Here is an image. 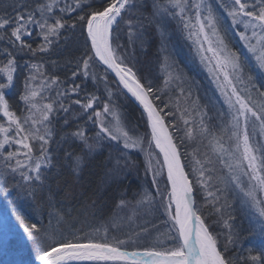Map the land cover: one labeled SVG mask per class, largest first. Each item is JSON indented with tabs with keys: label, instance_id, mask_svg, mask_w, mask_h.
Masks as SVG:
<instances>
[{
	"label": "snow or ice",
	"instance_id": "obj_1",
	"mask_svg": "<svg viewBox=\"0 0 264 264\" xmlns=\"http://www.w3.org/2000/svg\"><path fill=\"white\" fill-rule=\"evenodd\" d=\"M8 7L12 11L5 10L0 15V41L7 45L0 50V56H3L0 80L4 81L0 82V119L4 121L0 122V179L3 180L0 193L7 199L13 190L21 189L35 198L37 189H43L44 169L53 166L49 151L54 139L53 121L61 111L69 113L74 104L79 105L87 121H91L94 135L90 137L79 125L70 135L90 152L107 140L120 146L122 156L130 150L146 154L145 175L151 173V183L156 187L171 222V227L162 235L173 242V246L162 247L158 239L152 246L142 250L135 247L129 251V246L136 245L132 236L109 240L107 228L101 240L76 236L56 239L52 220L60 223L63 219L61 210H57L54 216L50 213L49 227L41 228L37 223H29L15 201L8 200L11 216L36 246L35 260L39 264H71L73 261L239 264L243 257L228 255L229 245H235L239 235L234 225L235 203L251 213L253 225L264 235V83L257 82L247 58L232 45L230 33L234 31L243 42L256 68L264 76V0H219V8L231 21L227 27L225 17L210 0H100L99 7H93L89 0H72L71 3L64 0L63 6L61 0H34L33 3L14 0ZM148 8L150 11L145 12L144 9ZM73 13L82 14L72 18ZM121 21L128 28L129 47L137 42L143 45L145 23L154 24L160 34L163 51H166L167 39L165 22H176L185 38L191 40L225 106L216 113L217 124L211 123L213 117L209 116L208 106L201 104L200 96L193 95L192 84L182 73L173 71L175 62L170 63L168 56L164 57L161 65L164 74L162 87L142 82L126 62L128 53L121 51L125 46L119 43V36H114ZM77 23L86 28V44L90 41V46L76 62L70 86L62 88L64 82L58 76H49L43 64L32 63L24 80L23 92L19 95L24 108L18 115L8 99L10 91L15 88L18 54L25 50L33 55L48 52L59 41L62 30L75 29ZM33 27L39 29L38 35L44 41L36 48L25 40L26 36L33 35ZM96 60L115 73L119 84L139 102L142 114L146 116L145 126L150 131L142 136L133 134L112 103V92L108 89L106 101H101L95 94H88L83 101L77 98L65 104V100L70 99L69 93L79 95L81 85L74 82L79 75L107 80L106 75L98 77L91 71ZM53 92L54 95L51 94ZM64 123L67 125L68 120L65 119ZM178 123L183 125L182 129L177 127ZM180 131L184 133L179 137L181 143L197 137L201 142L207 141L203 157L196 150L189 165L182 162L180 145L176 142V133ZM14 145L18 147L9 150ZM153 145L158 153H154ZM160 155L162 163L158 159ZM123 158L125 168L134 163L128 156ZM64 159L78 174L83 158L66 152ZM189 166L190 172L186 171ZM165 169V189L162 192L159 178L164 176ZM16 174L20 180L15 179ZM136 195H140V199L135 201L137 205L154 203L155 197L150 192L133 193L134 197ZM197 197L203 199L201 207L210 208V215L217 216L212 223L227 230L223 246L219 236L225 233L214 234L212 224L206 222L201 209L196 207ZM48 198L51 204V190ZM130 203L121 198L117 208L122 209ZM112 226L119 227L115 219ZM141 231L146 232L147 229L142 228ZM173 231L175 235H172ZM251 251L249 249L247 257L251 264H264V248L258 255H251Z\"/></svg>",
	"mask_w": 264,
	"mask_h": 264
},
{
	"label": "trees",
	"instance_id": "obj_2",
	"mask_svg": "<svg viewBox=\"0 0 264 264\" xmlns=\"http://www.w3.org/2000/svg\"><path fill=\"white\" fill-rule=\"evenodd\" d=\"M13 2L14 0H0V15H3L5 10L11 12L12 9L8 5H11ZM19 2L23 3L24 0H19ZM28 2L33 3L34 0H28ZM89 2L92 3L93 7L100 6V0H95V2L89 0ZM144 11H150V8L144 9ZM78 14L82 13H73L72 18H75ZM65 18L68 19L67 16ZM125 18L127 19L128 17L126 16ZM165 27L167 31L166 51L161 49V37L154 24L149 25L145 23L143 45L137 42L133 47L128 46V28L123 21L120 22L114 36H119V43L125 46L121 51L128 53L126 62L133 67L134 71H136L145 84L151 83L154 87H161L163 85L164 74L161 65L165 56L170 57L172 62H175L174 67L179 69L185 79L192 84L193 93L200 96L201 104L208 106L209 116L213 117L211 123L217 124L216 113L222 106V102L217 96V90L210 87L205 70L195 57L194 48H192L190 40L185 38V35L178 29L176 22L166 21ZM32 31L33 35L25 37V40L27 43L32 44L33 48H36L44 41L38 35V28ZM86 34V28H82L77 23L75 29L62 30L59 41L48 52H37L33 55L25 50L18 54L17 62L19 67L15 74V88L10 91L8 96L18 115L24 108L23 102L19 100V95L23 92L24 80L30 72V65L32 63L43 64L46 74L58 76L64 82L61 86L68 88L73 80L71 73L76 68V62L84 56L90 46V41L86 44ZM6 46L4 41H0V50H3ZM233 46L245 57L236 42H233ZM0 60H3V56H0ZM93 63L95 64V62ZM99 65L108 75L110 88L114 89L115 93L113 90L111 91L112 103L127 117L128 125H132L137 130L140 129V131H150L145 126L146 116L142 114L141 108L134 104L127 93H124L115 76L110 73L107 67L103 64ZM74 82L81 85L79 95H76L77 98L83 100L88 94H97L101 98V101L108 99V92L103 91L102 85L100 86L96 80L92 81L91 77L86 79L83 75H79L75 78ZM70 99L65 100V103H68ZM73 107L76 110L70 111L67 114L61 111L53 121L54 139L49 149L53 166L44 170L45 180L43 189H37L35 198L27 197L26 201H29L30 208L27 209L26 206L20 207L21 213L29 223H37L41 228H46L49 226V220L52 218L50 213L54 216L57 210H61L63 219L60 223L57 224L55 219L52 220V228L56 229L57 234L55 237L57 239H61L62 237L72 239L74 236L84 239L81 234H88L87 227L89 225V228L92 225H96L95 228H99V226L107 228L111 231V234L120 238L132 236V230L143 233L141 231L143 228L147 229L144 232L146 235L142 236L141 240H139L140 244L137 246L141 250L144 247L152 246V240L155 237L153 236L151 227L156 225L157 222L166 223V220H163L164 213L158 212L159 219L153 222L143 221L140 215L134 219L126 220L123 213L120 212V208H117L121 198L133 203L140 199V195L134 197L133 193L144 192L142 183L144 181L141 179L140 170L137 171L131 168L130 165L127 168L124 167L123 156L134 158V153L130 152L128 155L124 153L122 156L120 146L112 141L103 142L102 146H99V149L96 148V150L90 152L82 142L71 137L70 133L75 131L79 125L91 137L94 135L92 131L94 126L91 121H87V116L82 114L79 105H73ZM165 111L168 110L166 109ZM75 112L78 115L74 116L73 113ZM65 119L68 120L67 125L64 123ZM177 127L182 129L183 125L178 123ZM183 135V131L176 133V141L180 145L185 164L189 165L192 160V154L196 150H199L201 158L203 157V153L207 150L205 147L207 141L201 142L199 137H197L192 141L185 139L181 143L179 137ZM66 152H72L74 155H79L83 158L78 174L73 172L68 162L65 161L64 154ZM118 158L119 165H117ZM219 167L220 165L217 164V168ZM187 170L190 172L191 167H187ZM106 173H108V176H106ZM49 190L53 194L51 204L48 198ZM12 194L14 195L13 192H11ZM202 204V197H197L196 207L201 209L206 222L212 224L211 230L214 234L225 233V235L219 236V242L223 246L227 230L212 223L217 219V216L210 215L211 209L201 207ZM244 212L245 208H242L239 203L234 204L233 215L236 217L234 225L235 230L239 234L237 241H240L242 245L241 249L246 251V254H244V259H246L249 256V249L252 250L251 255H254L253 253L257 252L258 249V253H260L262 245H254L252 249L254 236L251 237V233L253 234L254 232H252L253 230L251 231L250 221L247 222ZM117 216L119 217L118 219ZM114 219L116 224L123 223L121 229L113 228L112 223ZM134 248L135 246L128 247L130 250ZM229 248H231L230 251H235V247L229 245ZM236 251L238 252V249ZM243 251H240V253ZM90 264H95V262H90ZM100 264H105V262H101ZM107 264H113V262H107ZM243 264H246L245 261ZM247 264H251V262H247Z\"/></svg>",
	"mask_w": 264,
	"mask_h": 264
},
{
	"label": "rangeland",
	"instance_id": "obj_3",
	"mask_svg": "<svg viewBox=\"0 0 264 264\" xmlns=\"http://www.w3.org/2000/svg\"><path fill=\"white\" fill-rule=\"evenodd\" d=\"M63 2H64V0H61V6H63ZM68 2L71 3L72 0H68ZM210 2L213 3V6L216 7L217 11L225 17V26L227 27L228 25H230L231 21H230V19L227 18V14L223 11L222 8H219V0H210ZM224 2H228V0H224ZM33 29H35V27H33ZM38 31H39V29H38ZM230 35H231V38L233 39V42H236L238 44L239 49L241 50L243 55L247 58L248 64L251 66V69H252V74H253V76H255L257 78V82L258 83H264V76H262L261 73L259 72V69L256 68L255 61L253 60L251 54H249L247 49L243 46V42L239 41V38L237 36H235L234 31L232 33H230ZM41 38H42V36H41ZM190 42H191V40H190ZM233 42H232V45H233ZM191 44H192V42H191ZM192 48H194L193 44H192ZM194 53H195V57L200 62L199 57L196 55L195 48H194ZM169 62L170 63L172 62L170 57H169ZM99 64H101V63L98 60L95 61V64L92 63L91 71H94L98 77H103L105 75L107 76L106 81L103 80L102 78L96 80L100 84V86L102 85V90L106 91V89L111 87L110 84L108 83L109 78H108L107 73L104 70H102V68L100 67ZM0 66H2V65H0ZM201 66L205 70L206 77L208 79V83H209L210 87H212L213 89H216L215 84L212 82V77L209 75V73L206 70V68L204 67V65L201 64ZM173 71H177V72L181 73V71L179 69H176L174 67V65H173ZM92 81H93V79H92ZM0 82H4V81L0 80ZM61 87L65 88L63 86H61ZM173 87H174V85H173ZM109 90H111V91L113 90V92H114V89L110 88ZM51 94L54 95L55 93L53 92ZM157 94H159V93H157ZM76 95L77 94L69 93V97H71V99L68 103H65V104L68 105L71 103V101L77 99ZM95 95L98 96L97 94H95ZM193 95L195 96L194 93H193ZM217 96L220 99V94L218 91H217ZM221 102H222V100H221ZM73 105L74 104H72V106H71V108H72L71 111L76 110V108H74ZM223 107H225V106L223 105V102H222L221 108H223ZM119 112L122 114L123 118L125 119V122L128 125L127 117H125V115L120 110H119ZM0 122H4V121L2 119H0ZM131 126L128 125V127L132 130L133 134H135V135H141L142 136L146 132L145 130L140 131V129L137 130L134 126H132V127ZM0 138H2V137H0ZM225 139H227V138H225ZM103 142H107V140L103 141ZM103 142H101V144H100L101 146H102ZM114 143H116V142H114ZM100 145H97L95 147V150H96V148L99 149ZM16 147H18V146L14 145L12 148H9V150H15ZM144 147H145V149H147V147H148L147 142H145ZM153 151H154V153L159 152L158 149H155L154 145H153ZM130 152L134 153V158H130V161L134 162V163H130L129 165L131 166V168L136 169L137 171L140 170L139 172L141 173V179H142V181H144V182H142L144 192H150L152 194V196L155 197V200H154V203L152 205H148V204L137 205L135 202H133V203L129 204L128 206L123 207L122 209L120 208V212L123 213L124 218L126 220H128L127 217H132V219H134L135 217L140 215L142 217V220L145 222H153L155 220H158L159 219V217H158L159 213L158 212L164 213L163 214V220H166V223L165 222H157L156 225L151 227V231L153 232V236L155 237V239L152 240V242L154 244L159 239L160 246L171 247V246H173V242L167 240L165 238V236L162 235L163 233H165L167 231L168 228L171 227V222L168 220V217L164 212V208L161 205V197L159 195H157L156 187L153 186L151 183V181H152L151 173H149L147 176L145 175L144 162L147 159V156L145 153H142L139 150H130L128 152H125V155H128ZM20 158L23 159V157H20ZM158 159L162 163V161H163L162 155H160L158 157ZM13 163H14V161H13ZM47 168H45V169H47ZM15 178L17 180H20V177L18 174H16ZM159 179H160V190L163 192L165 189L164 181L166 180V169L164 172V176L159 178ZM2 183H3V180L0 179V184H2ZM12 192L14 193V195L10 194L7 197V199H5L4 195L2 193H0V264H39V261L35 260L36 246L31 241H29L27 239V236L23 232V229L21 227H19L15 218L11 216L10 207L8 205V200H13V201H15L16 207L18 208V210L20 212H21L20 207L26 206V208L28 209V208H30L29 207V204H30L29 201H26L28 195L25 192H23L21 189H15ZM133 212H135V215H133ZM244 213H245V216L247 217V222L250 221L251 231L253 230L252 232H254L253 234L251 233V237L254 236V239L252 240V249H253L254 245L258 246V244H261L262 248H264V235H262L260 233V230L258 227H255L253 225V218L251 216V213L246 208H245ZM142 220H141V222H142ZM122 224L123 223L121 222V223L117 224V225H119V227H113V228L121 229ZM89 226L87 227L88 234L87 235L81 234L83 238L91 237V238L96 239V240L103 239V237L105 235V231H104L105 228L100 227V226H99V228H95L96 225H92L89 228ZM48 227L49 226H47L46 228H48ZM247 227H248V224H247ZM97 229H99V231H96ZM49 230L51 231V229H49ZM131 233H139V232L132 230ZM107 235H108L109 240H111L113 237H115L113 234H111V231L109 229H108ZM143 235H146V234H144V232H143V233H140L139 236L132 235V239L136 241V245H134L135 247H138L137 245L140 244L139 240H141ZM172 235H175L174 231L172 232ZM127 237L128 236H126V238H124V237H121V238L118 237V238L127 239ZM230 246L235 247V249H234L235 255L234 256L245 258L244 254H246V251H243L241 249L242 245L240 244V241H236L235 245H230ZM236 249H238V252L236 251ZM240 251H243V252L240 253ZM258 251H259V249H258ZM258 251L257 252L255 251V253H253V254L258 255L259 254ZM232 252L233 251H230V254H229L230 257L233 256V254H234V252L233 253ZM244 261L246 264H247V262H251L246 258V259L241 260L239 262V264H243ZM81 262L82 263L83 262L89 263V264H90V262H95V264L96 263L100 264L102 261H73L71 263H81Z\"/></svg>",
	"mask_w": 264,
	"mask_h": 264
},
{
	"label": "water",
	"instance_id": "obj_4",
	"mask_svg": "<svg viewBox=\"0 0 264 264\" xmlns=\"http://www.w3.org/2000/svg\"><path fill=\"white\" fill-rule=\"evenodd\" d=\"M106 67H107V66H106ZM109 71L111 72L110 69H109ZM111 73L115 76V73H113V72H111ZM115 78H116V80L118 81V78H117L116 76H115ZM118 83H119V81H118ZM120 86H121V88L123 89L124 93H127V95H128V96L130 97V99L134 102V104L138 105V106L141 108V110H142V106L139 105V102L136 101L135 98L132 97L131 94L128 93L127 90L123 88V85H120ZM170 131H172L171 128H170ZM180 151H181V150H180ZM182 162H184L183 155H182ZM184 163H185V162H184ZM186 171H188V170H187V167H186Z\"/></svg>",
	"mask_w": 264,
	"mask_h": 264
},
{
	"label": "bare ground",
	"instance_id": "obj_5",
	"mask_svg": "<svg viewBox=\"0 0 264 264\" xmlns=\"http://www.w3.org/2000/svg\"><path fill=\"white\" fill-rule=\"evenodd\" d=\"M130 98V97H129ZM169 188H170V186H169Z\"/></svg>",
	"mask_w": 264,
	"mask_h": 264
}]
</instances>
